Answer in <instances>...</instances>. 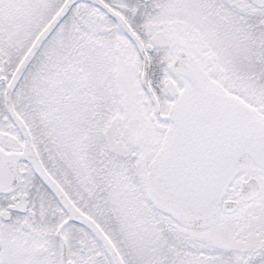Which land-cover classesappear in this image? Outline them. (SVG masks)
Masks as SVG:
<instances>
[{"label": "snow or ice", "instance_id": "snow-or-ice-1", "mask_svg": "<svg viewBox=\"0 0 264 264\" xmlns=\"http://www.w3.org/2000/svg\"><path fill=\"white\" fill-rule=\"evenodd\" d=\"M0 264H264V0H0Z\"/></svg>", "mask_w": 264, "mask_h": 264}]
</instances>
